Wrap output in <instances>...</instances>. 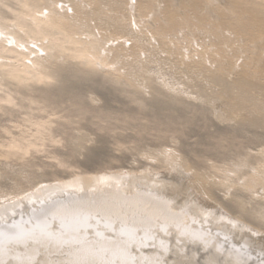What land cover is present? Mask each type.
Segmentation results:
<instances>
[{"label":"rangeland","instance_id":"374dc122","mask_svg":"<svg viewBox=\"0 0 264 264\" xmlns=\"http://www.w3.org/2000/svg\"><path fill=\"white\" fill-rule=\"evenodd\" d=\"M142 1L145 10L136 0H0V27L49 56L47 70L25 71L20 52L0 46V212L29 211L33 194L96 175L184 200L181 175L192 208L239 244L254 238L262 258L264 26L242 1ZM254 2L264 5L245 6ZM50 10L69 22H47Z\"/></svg>","mask_w":264,"mask_h":264},{"label":"bare ground","instance_id":"6f19581e","mask_svg":"<svg viewBox=\"0 0 264 264\" xmlns=\"http://www.w3.org/2000/svg\"><path fill=\"white\" fill-rule=\"evenodd\" d=\"M192 1L198 6V0ZM232 1H242V9L250 13L254 27L264 26V5L254 2L247 7V0ZM136 2L146 9L142 0ZM72 9L81 11L79 4ZM136 10L134 13L141 8ZM66 14L50 10L43 18L60 25L69 22ZM22 44L19 33L0 27V46L20 52L25 71L47 70L44 64L49 56L42 58L35 49L21 50ZM50 48L44 45L40 50ZM93 48L88 46L86 51ZM239 85L247 87L248 83ZM173 182L189 197L178 200L179 193L167 195L143 186L141 181L135 185L103 175L75 177L49 190L40 189L42 195L33 194L27 201L29 211L23 205L18 207V215L14 207L7 206L8 212L1 210L0 264H176L178 256L194 264H218L221 255L228 264H264V257L254 256L249 249L254 238L247 237L239 244L238 237L226 233L229 225L221 230V222L216 223L210 215L202 216L195 203L192 208L194 194L188 191L184 176H175ZM200 185L211 197L206 181ZM257 249L261 250V245Z\"/></svg>","mask_w":264,"mask_h":264}]
</instances>
